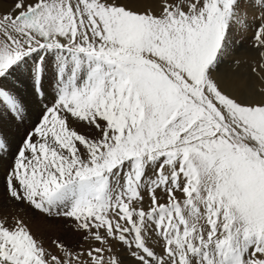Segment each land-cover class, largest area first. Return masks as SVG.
Returning <instances> with one entry per match:
<instances>
[{"label":"snow or ice","instance_id":"1","mask_svg":"<svg viewBox=\"0 0 264 264\" xmlns=\"http://www.w3.org/2000/svg\"><path fill=\"white\" fill-rule=\"evenodd\" d=\"M254 81L264 0H13L0 13V264H264ZM29 211L67 234L37 233Z\"/></svg>","mask_w":264,"mask_h":264},{"label":"rangeland","instance_id":"2","mask_svg":"<svg viewBox=\"0 0 264 264\" xmlns=\"http://www.w3.org/2000/svg\"><path fill=\"white\" fill-rule=\"evenodd\" d=\"M248 93L251 94L252 92H248ZM27 127H30V124H26L19 131H17L16 129H13L12 131L14 134L17 135V137H22ZM2 183H3V178L2 175H0V187H2ZM32 214L34 216H32ZM32 214H31L32 217H30L29 214L27 217L29 219V222L33 230L36 231L37 233L42 234L45 237L64 236L67 234L66 225L62 220H50L49 218L43 216L42 214L39 213H32Z\"/></svg>","mask_w":264,"mask_h":264},{"label":"bare ground","instance_id":"3","mask_svg":"<svg viewBox=\"0 0 264 264\" xmlns=\"http://www.w3.org/2000/svg\"><path fill=\"white\" fill-rule=\"evenodd\" d=\"M12 2H13V0H0V13H3L6 9L10 8ZM236 39L240 43H238L236 46L234 56H235V58H238L242 61L241 71L244 72V71H247V69H246L247 62L250 59H252L255 54L250 51V45H249V42L247 40V35L237 36ZM229 65H231V58H229L224 69L222 70V74H224V75L228 74ZM253 83H254V87L256 89L264 87V85H262L259 81H254ZM240 89L243 91L251 92L249 89H247L246 85L243 82L240 83ZM249 95H253V94L251 93ZM256 98L258 99L259 97L257 96ZM28 214L30 215V217L34 216L30 211L27 213V216H28ZM31 214H32V216H31Z\"/></svg>","mask_w":264,"mask_h":264}]
</instances>
